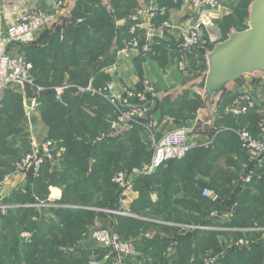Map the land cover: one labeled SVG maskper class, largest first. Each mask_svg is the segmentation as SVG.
<instances>
[{
	"label": "trees",
	"instance_id": "1",
	"mask_svg": "<svg viewBox=\"0 0 264 264\" xmlns=\"http://www.w3.org/2000/svg\"><path fill=\"white\" fill-rule=\"evenodd\" d=\"M163 1L168 0H161L162 4ZM251 1H233L231 12L219 21L224 38H227L230 28H246L244 18L248 15ZM91 2L93 7H88L86 0H78L71 22L63 32L58 28L47 34L48 40L43 47H34L39 42L23 47L25 56L34 64L36 82L45 88V95L40 94L39 98L42 118L49 129L47 139L55 140L59 148H66L62 157L63 171L51 175V183L65 188L59 205L44 208L18 206L7 213L0 211V264H67L76 259L81 249L71 251L61 248L89 230L87 226L93 224L97 212L92 208H118L116 186L112 182L114 173L142 167L145 161L151 159L149 141H143L139 136L140 131L145 132L140 125L121 137L96 141L103 132L111 129L107 114L111 110L112 117L109 119L113 120V108L98 96L76 94L77 86H87L92 82L98 87L108 80L101 69L115 61V47H123V40L129 41L132 37L130 27L134 22L130 16L135 13L136 0H112L111 11L101 4V0ZM123 18L127 19V23L118 26L117 20ZM213 46L208 45V48ZM202 61L203 68H206L204 58ZM64 83H69L71 87L65 90L62 101H58L54 87ZM7 91L12 94V105L18 103L19 94ZM29 91L33 93L32 89ZM234 98L235 95L226 97L222 108L230 105ZM199 99L198 95L186 93L168 103L169 109L166 110L172 112L177 107L179 115L191 118L198 110ZM8 110L9 105L0 108V145L13 132L10 116L3 117ZM235 117L225 116L220 120L219 123L226 124L230 130L219 131L212 145L192 149L185 158L170 161L167 168L163 165L155 173L136 180L139 197L131 205V210L138 215L146 214L144 216L151 220L204 223L209 213L219 207L202 196L203 188L209 186L223 197L232 196L239 201L233 225H264V169L262 176L252 183L242 182L241 166L248 159V154L234 129L246 126L242 127ZM241 117L255 118V122L247 126L256 132L263 116L249 112ZM216 127L218 131L217 124ZM223 155L227 156V167L217 163L219 156ZM90 156L100 157V163L90 164ZM10 158V145L2 150L0 146V179L11 168ZM205 178L208 180L205 181ZM153 194L157 195L156 199H152ZM15 202L37 203L36 200ZM147 209H151L150 213H146ZM47 212L55 217L47 219ZM35 216L38 218L34 219ZM151 220L120 218L116 227L122 237L133 239L137 248L149 255L145 259L138 256L128 264H202L208 251L221 248L219 232L196 231L181 236L176 228L158 225ZM157 228L169 234L175 232L178 240L176 253L167 254L169 238L166 236H146L148 230ZM25 230L32 233L29 240L21 235ZM54 231L58 232L51 238ZM235 236L240 238L242 234L237 232ZM64 251L69 255L63 254ZM81 251L88 258L78 264H91L89 258L92 251ZM218 264H264V243L243 249L235 246Z\"/></svg>",
	"mask_w": 264,
	"mask_h": 264
},
{
	"label": "built area",
	"instance_id": "2",
	"mask_svg": "<svg viewBox=\"0 0 264 264\" xmlns=\"http://www.w3.org/2000/svg\"><path fill=\"white\" fill-rule=\"evenodd\" d=\"M152 17L165 12L159 7L161 0H147ZM4 0H0V95L11 90L23 93L25 87L33 90L27 104L26 120L31 129V117L36 109L41 106L39 95L45 88L36 82L33 75L34 64L25 54H11V45L24 47L37 42L39 33L48 25L56 22L60 17V10L64 1H53L49 7L40 5L34 0H8L14 5L16 18L12 21L4 19ZM184 4L192 12L187 19L180 23L173 22L170 18H165L160 26L173 29L177 26L181 30L178 38L179 46L185 50L197 48H208L220 41V36L216 30L217 12L220 7L219 0H184ZM133 24L130 27L131 39L121 51L129 53L136 52L139 55H148L153 52V44L140 34L142 24L138 14L131 16ZM257 83L245 86L238 90L235 98L226 111L234 116H243L249 112H260L261 104L264 102V81L254 79ZM262 85L263 89H260ZM69 83H64L54 87L55 98L62 101L66 89L70 88ZM89 93L107 101L113 108L115 115L110 120L111 129L103 133L98 140L106 138H118L140 125L145 131L147 140L151 145V160L142 167L118 170L112 177V182L116 186V192L121 200L135 189L137 179L155 173L163 165L173 160L185 158L192 150L189 142L191 133L190 127L184 125L162 133L160 120L156 117L158 112V84L148 76L141 78L140 83L135 86L119 84L115 79L106 81L101 86H94L90 82L87 86H77V95ZM171 120L170 118H168ZM238 135L242 148L247 152L248 159L241 166V180L245 184H250L255 178H260L264 169V120L260 122L257 132L248 128L234 129ZM215 136L210 138L204 146L213 144ZM58 144L53 139H39L31 132V148L20 159L16 161L18 172L32 171L36 176L46 163L55 167H60L63 163ZM11 175L6 174L0 179V211L7 213L12 208L18 206H37L40 208L56 205L52 199L39 201L37 203H13L8 199L5 192V184L10 180ZM202 196L219 207L213 209L205 218L204 223L194 224L185 222L163 221L149 219L147 216L138 215L130 209H105L111 214L123 215L138 219L151 220L158 225L165 224L178 230V234L185 236L196 231H213L220 233L221 248L218 251L210 250L203 258L202 264H218L219 260L226 256L235 246L251 248L254 244L264 243V225L254 224L247 227L233 225L237 215L239 201L232 196L223 197L215 188L206 186L202 190ZM76 207V206H74ZM117 224L94 227L87 233L86 238L97 241L106 251L108 264H126L135 260L138 255L136 244L133 239H126L117 230ZM241 233L240 238H236L235 233ZM155 230H148L146 236L154 237ZM167 254L173 255L177 251L178 240L172 231L169 235ZM91 264H103L100 260H91Z\"/></svg>",
	"mask_w": 264,
	"mask_h": 264
},
{
	"label": "crops",
	"instance_id": "3",
	"mask_svg": "<svg viewBox=\"0 0 264 264\" xmlns=\"http://www.w3.org/2000/svg\"><path fill=\"white\" fill-rule=\"evenodd\" d=\"M34 1H37L40 5L49 7L50 3H52L55 0H34ZM223 1L225 2L226 0ZM233 1L234 0H232V3ZM136 2L137 5L134 12L138 14L140 18V22L142 24V27L140 29V34L144 38L146 37L150 42H152L153 52L145 56L139 55L136 52H132V51H130L129 53H124L121 50L125 48V46L128 43V40H123V47L121 48L115 47L117 51L115 61L110 65H107L104 68H102L101 72L106 77H108V80L115 79L119 84L122 85H131V86L138 85L140 83L141 78L144 76H148L151 79L155 80L158 84L159 101H161L160 108L156 113V117L160 120L161 123L160 131L162 133L172 129L179 128L184 125L190 128L191 127L195 128L198 125H200L199 117L201 114V98L199 95L198 96L200 98L199 99L200 105L195 113V116L191 118H184L183 115H179L178 113L179 109L177 107L174 108L172 112H168L169 110L166 109H169V106L167 104L170 103L171 101L176 100L178 97H181L186 93L189 94L192 93L191 90H185L183 94L177 97L175 96L176 93H178L181 89L184 88L187 82L193 80L197 75H199L208 68L205 52L209 48H206L205 50H203L202 48H197L194 50L182 49L179 46V42H178L179 34L181 32V30L178 28L179 26L173 29H167L160 26L161 22L165 18H170L173 22L180 23L184 19L186 20L187 17L191 15L192 11L189 8H187V6L184 4V0H168L166 2L163 1V4L160 1L159 7L162 8V10H164L165 14L164 15L158 14L155 17H152L151 10L149 9L147 0H144L143 3L139 2L138 0H136ZM219 3H220V7L217 12L218 17L216 19V26L217 23H219V21L225 15L231 12V6H232V3L231 5L228 6L225 3H223L222 0H219ZM3 4H4L3 5L4 19H8V20L12 19L13 21L16 18L14 5L10 4L8 0H4ZM59 20L60 17L56 22L48 25L45 29H43L39 33V38L37 40V43L38 42L40 43L42 39L46 38L47 34L55 32V30H57L58 28L61 29V32L65 30L66 26L63 25H60V27L57 26ZM126 20H127L126 18L119 19L117 20L116 24L118 26H124V24H126L127 22ZM157 51L160 52L156 53ZM9 52L14 55L19 53L26 54V50L23 47L21 48L18 45H14V44L10 46ZM176 55L180 60L182 58L184 60H188V58H190V60L189 62L185 64L181 63L180 65L181 68L184 70V74L186 76L181 75L180 77H178L176 79L177 84H174L172 86L170 85V82H168L167 80H165L160 76L159 71L160 69L162 71V65L164 63H168V62L172 63ZM195 58L201 60L204 58L206 68H203L202 64L199 67H195L194 65L197 62ZM191 65L194 67V73L193 72L189 73L191 72V68H192ZM253 80L254 78L250 80L246 84V86L252 85L251 82L257 83V81H253ZM23 88H25L24 91H22L23 93H18L20 96L19 102L14 103V105H12L11 93L5 91L0 95V108H3L5 105H9V110L7 114L6 113L4 114L3 117L6 118V115L10 116V122L12 123V131H13L12 133L15 135L13 137V140L12 138L10 139L11 142L13 141V144L11 143L10 145V147L12 148V158H10L12 165L7 174H10L11 178L5 184V192L9 196V198H12L13 203H17L15 201L24 202L25 200L27 201L36 200L37 202H39L38 200H42L47 197L48 198L47 200H49L50 198L54 201L55 204H58V202H60L63 198L65 186L51 183V175L55 172H58V174L61 173L64 169V165H61L60 167H55L54 165L51 164L50 165L45 164L40 170L38 176H36L35 173H33L32 171L18 172L16 170V161L20 159V157H22L25 153H27L31 148V132L35 133L38 136V138L41 140L47 139L49 134L48 126L46 125V123L42 118V110H41L42 105L34 111L31 117V129L29 128L26 120V113H27V104L29 102V98L31 97V92L29 91L31 88H29L28 86L27 87L24 86ZM194 94L197 95L196 93ZM221 105L222 104L220 103L216 112L214 113V125L211 129H208L205 132L196 131V130L191 131L189 135V142L192 144L193 147L192 149L204 146V144L208 142L210 138H212L213 136L216 137V135H218V132L219 131L221 132L222 129L230 130V127L227 126L226 124L219 123L220 120L223 119L225 116L231 115V113L226 111V108L222 110ZM260 109L261 111L256 113L263 117L258 123V128L260 122L264 120V109L262 108V105ZM107 116L109 118L112 117L111 110L107 114ZM109 118H107L108 119L107 122L110 125ZM168 118H170L171 120H169ZM216 124L220 128L218 131L216 129L217 128ZM245 128H248V126H246ZM139 136L142 138L143 141L146 140L148 142L145 132L143 133V131H140ZM65 152H66V148L61 147L60 154L62 157L64 156ZM235 156L236 155H234V157ZM169 164L170 163L168 162L166 165H164V168H167ZM207 180L208 178H205V181ZM43 194L44 196L42 197ZM138 197H139V190L135 186V189L132 192H130L125 198H123V200H121L119 196L117 197L119 204L118 208L131 210V205L135 202V200ZM153 198L156 199L157 195L153 194ZM42 201H46V200H42ZM92 209L96 210L97 212L93 224L87 226V229L89 230L94 227H101L111 224L114 225L115 223L118 224L120 222L121 217H128L123 215L111 214L108 211L102 210L101 208L98 207ZM45 215L47 219H49L50 217H55L53 213L47 212ZM37 218L38 217L36 216L34 217V219ZM154 230L157 232V234L161 236L169 235V233H166L164 230L160 228ZM88 231H86V233H84L83 235H80L78 239L74 240V242H71L70 244H68V246H63L61 249L71 250V251L73 250L77 251L78 249L90 250L92 251L91 254L92 259L96 258L102 261L103 264H108L109 260L106 259V251L101 247V245L93 239L86 238ZM56 232L58 231L52 232L51 238L52 235ZM21 235L25 237L26 240H29L32 236V233L28 230H25L22 232ZM136 248H137V244H136ZM137 251L140 254L138 256L144 259L145 257L149 256L143 251H141L139 248H137ZM97 253H103V255L100 256ZM126 264H128V262H126Z\"/></svg>",
	"mask_w": 264,
	"mask_h": 264
},
{
	"label": "water",
	"instance_id": "4",
	"mask_svg": "<svg viewBox=\"0 0 264 264\" xmlns=\"http://www.w3.org/2000/svg\"><path fill=\"white\" fill-rule=\"evenodd\" d=\"M77 3L78 0L64 1L57 26L71 22ZM102 5L111 11L112 0H102ZM205 57L208 68L175 94L177 97L191 90L201 98L200 125L191 127V131L205 132L213 127L219 104L236 93L235 88L243 83L246 75L264 81V0H252L247 27L231 28L227 38L206 50ZM40 94L44 95L45 91Z\"/></svg>",
	"mask_w": 264,
	"mask_h": 264
},
{
	"label": "rangeland",
	"instance_id": "5",
	"mask_svg": "<svg viewBox=\"0 0 264 264\" xmlns=\"http://www.w3.org/2000/svg\"><path fill=\"white\" fill-rule=\"evenodd\" d=\"M92 0H86V3H88V7H93V3L91 2ZM222 2L223 3H225L226 5H231V3H232V0H226L225 2L222 0ZM101 4H102V0H101ZM250 5V4H249ZM249 5H248V15L244 18V23H246V27H247V24H248V20H249ZM83 9H85V6H84V8ZM131 6H129V12H131ZM127 21V20H126ZM127 23V22H126ZM220 26H222L221 25V23L219 24V23H217V26H216V30H217V33H218V35L220 36V40H224L225 38H224V34H223V32L221 31V28H220ZM235 29H237V30H240V29H238V28H235ZM231 30V28L228 30V33H229V31ZM228 33H227V36H228ZM48 40V36L46 37V38H44V39H42V41L39 43V44H37V46H34V47H43L44 45H45V43H46V41ZM160 51H157L156 53H159ZM145 56V55H144ZM196 59V63H195V67H199L201 64L203 65V61L201 60V59H198V58H195ZM198 59V60H197ZM189 60H190V58H188V60H184L183 58L180 60V59H178V57H177V55L174 57V59H173V62L172 63H164L163 65H162V71H161V69H160V76L162 77V78H164L165 80H167L168 82H170V85H174V84H177L176 82H177V78L178 77H180L181 75H184V76H186L185 74H184V70L181 68V63L182 64H185V63H187V62H189ZM163 63V62H162ZM192 66V65H191ZM194 73V67L192 66V68H191V72H189V73ZM188 74V73H187ZM254 77L253 76H250V75H246L245 76V78H244V81H243V83L241 84V85H238L236 88H235V90L236 91H238V90H240V89H242V88H244L245 86H246V84L250 81V80H252ZM255 79V78H254ZM260 89H263L262 88V85H260ZM195 92H193L192 91V93H190V95H192V94H194ZM188 95H189V93H188ZM191 97V96H190ZM179 98V97H178ZM226 99V98H225ZM225 99H223L222 100V102H221V104H223L224 105V101H225ZM224 102V103H223ZM260 104L262 105V108L264 109V102H260ZM226 105V104H225ZM228 105H226V107H227ZM222 110L224 109V108H221ZM232 115V114H231ZM230 115V116H231ZM235 117V116H234ZM235 118H238V119H236V120H239V124L242 126V127H245V126H247V125H249V123H253V122H255V118H248V117H241V118H239V117H235ZM231 125V124H230ZM15 135L12 133V134H10L7 138H5V140H4V142H3V145L1 144L0 146H1V150L4 148V147H7V145L9 146V145H11V143L13 144V141L11 142L10 141V139L12 138V140H13V137H14ZM98 141V140H97ZM149 147H150V149H151V146L149 145ZM96 154H98V152L96 153ZM226 160H227V156H219V158L217 159V163H222V164H220V165H222V166H224V167H227V162H226ZM100 157H98V156H90L89 157V162H90V164H99L100 163ZM150 161V160H149ZM149 161H145V164L146 163H148ZM188 162V161H187ZM152 199H154V198H152ZM150 211H151V209H147V211H146V213H150ZM81 250L80 251H78L77 252V257H76V259H74V260H71V262H68L67 264H78V262L79 261H85L88 257H85V256H83L82 254H81ZM63 254H65L66 256L67 255H69L68 254V252H65L64 251V253ZM98 255H100V256H102V253H97ZM100 256H98V257H100ZM91 260H99V259H90L89 258V261H91Z\"/></svg>",
	"mask_w": 264,
	"mask_h": 264
}]
</instances>
